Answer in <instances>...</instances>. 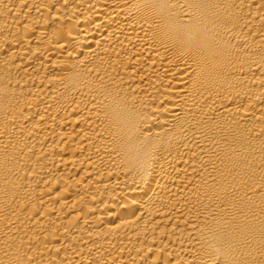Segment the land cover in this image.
Returning a JSON list of instances; mask_svg holds the SVG:
<instances>
[{"label":"bare ground","instance_id":"bare-ground-1","mask_svg":"<svg viewBox=\"0 0 264 264\" xmlns=\"http://www.w3.org/2000/svg\"><path fill=\"white\" fill-rule=\"evenodd\" d=\"M0 264H264V0H0Z\"/></svg>","mask_w":264,"mask_h":264}]
</instances>
